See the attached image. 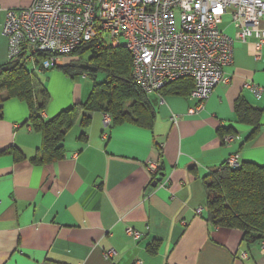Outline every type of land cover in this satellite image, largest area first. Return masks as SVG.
<instances>
[{
	"label": "crops",
	"instance_id": "obj_1",
	"mask_svg": "<svg viewBox=\"0 0 264 264\" xmlns=\"http://www.w3.org/2000/svg\"><path fill=\"white\" fill-rule=\"evenodd\" d=\"M33 1L0 0V66L9 59L6 12ZM222 20L218 29L234 39L231 14ZM257 44L255 36L234 40L233 60L223 68L228 82L195 114L189 110L199 102L190 94L145 95L153 123L111 126L91 113L86 126L77 121L64 134L63 157L42 164L34 161L42 133L32 128L27 104L7 99L0 112V264H264V237L246 241L240 229L208 221L206 209V178L227 161L231 169L264 168V43ZM36 73L51 96L44 120L87 98L80 81L56 70ZM250 86L262 90L259 98ZM238 100L261 110L257 126L237 117ZM147 162L159 165L156 174Z\"/></svg>",
	"mask_w": 264,
	"mask_h": 264
},
{
	"label": "built area",
	"instance_id": "obj_2",
	"mask_svg": "<svg viewBox=\"0 0 264 264\" xmlns=\"http://www.w3.org/2000/svg\"><path fill=\"white\" fill-rule=\"evenodd\" d=\"M228 13L236 27L234 39L218 29ZM262 20L264 0H34L27 8L6 12L2 35L9 59L24 56L29 63L37 53L53 55L43 62L45 68L84 42L122 46L131 55L132 80L147 96L159 98L167 84L192 79L190 97L199 105L189 112L195 114L218 85L228 82L223 68L233 60L234 40L245 43L255 36L260 50ZM250 90L259 98L262 90ZM227 165L235 167L230 160ZM146 166L152 174L159 168L154 162ZM128 233L140 236L130 228ZM114 254L110 250L105 256Z\"/></svg>",
	"mask_w": 264,
	"mask_h": 264
},
{
	"label": "trees",
	"instance_id": "obj_3",
	"mask_svg": "<svg viewBox=\"0 0 264 264\" xmlns=\"http://www.w3.org/2000/svg\"><path fill=\"white\" fill-rule=\"evenodd\" d=\"M97 45L96 41L84 42L68 57H63L61 63H52L48 68L43 62L53 58L49 52L37 53L29 63L22 56L8 59L0 66V112L7 99L24 101L32 128L42 133V146L35 162L42 164L61 159L64 134L77 121L86 126L91 113L108 115L111 126L126 122L144 125L155 121L153 108L132 80L131 55L122 46L112 47L105 42ZM54 70L73 81L89 78L92 86L85 100H76L55 117L44 120L41 114L51 96L36 72ZM192 89V79L183 78L167 84L160 92L187 95ZM234 111L240 120L250 124H256L261 116L260 109L241 100L235 102ZM206 188L208 221L216 226L240 229L246 241L264 237V168L244 164L231 169L224 164L207 176Z\"/></svg>",
	"mask_w": 264,
	"mask_h": 264
},
{
	"label": "rangeland",
	"instance_id": "obj_4",
	"mask_svg": "<svg viewBox=\"0 0 264 264\" xmlns=\"http://www.w3.org/2000/svg\"><path fill=\"white\" fill-rule=\"evenodd\" d=\"M222 21L223 20H221V21H219V26H221L222 25ZM120 42L121 43H123L122 42V40L120 39ZM63 59L62 58H60V61H62ZM50 72H46V74H49ZM101 79V75H99L98 77H97V80L99 81ZM78 81H80L81 83H82V85H83V92H84V97L85 96H88L89 95V93H90V90H91V86H92V82H91V80L89 79V78H86V77H80V78H78L77 79V81H75L74 83H76V82H78ZM69 84H71L70 82H68ZM78 84V83H77ZM86 86V87H85Z\"/></svg>",
	"mask_w": 264,
	"mask_h": 264
}]
</instances>
